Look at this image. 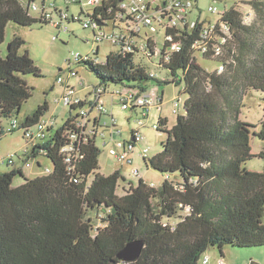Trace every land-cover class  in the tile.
I'll return each mask as SVG.
<instances>
[{
    "label": "trees",
    "instance_id": "trees-1",
    "mask_svg": "<svg viewBox=\"0 0 264 264\" xmlns=\"http://www.w3.org/2000/svg\"><path fill=\"white\" fill-rule=\"evenodd\" d=\"M128 1L98 0L87 10L74 2L80 12L72 15L71 21L82 25L89 18L105 30L109 23L125 21L121 4ZM33 2L0 0V43L9 22L23 26L37 21L52 23L42 12L38 17L29 15ZM193 2L195 6L196 0ZM242 3L250 9L247 20L238 5L218 14L227 26L225 34L217 24L210 41L212 46L220 38L226 39L218 55L211 49L201 53L197 47L203 26L212 22L211 18L193 19V27H165L156 54V42L148 40L150 55L145 58L156 55V65L167 70L169 78L150 76L147 66L135 60L137 48L124 52L122 46L114 44L117 50L109 51L101 65L89 57L73 63L82 64L97 77L98 83L92 86L100 89L99 99L107 93L109 83L134 90L136 96L150 91L153 80L158 85H181L180 94H187L184 113L177 114L171 128H167L166 118L158 117L153 124L167 137L162 149L144 160L161 173H178L180 180L166 176L154 187L140 177L134 185L133 178L126 179L119 169L109 175L98 172L100 150L95 132L85 139L69 136L73 129L79 132L75 124L79 110L86 108L85 104L86 109H93L94 100L71 104L65 122L55 129L50 127L49 137L21 158L25 164L44 154L52 163L51 171L34 177H26L22 168L0 173V264H200L212 247L221 254L218 259H223L224 247H264V170L245 166L254 156L264 158V151L252 153L250 143L252 136L264 140V120L258 130L240 118L245 97L252 91L264 92V0ZM67 10L63 11L67 14ZM69 21L67 14L66 26ZM91 32L93 53L87 54L97 57L101 41L95 42ZM165 32L173 36L179 50L165 53L170 46L164 41ZM23 44L24 39L14 35L5 54L0 51V128L1 120L14 118L32 95L24 75H41L28 51L19 52ZM200 61L212 65L204 66ZM160 98L162 102V95ZM48 108L47 102L38 105L20 121L21 127L38 123ZM149 112L142 119H147ZM3 133L0 130V135ZM69 143L74 146L71 174L62 151ZM17 174L24 181L13 186ZM120 180L126 183L121 186L122 194L117 193ZM135 239L143 241L137 259H118L117 252Z\"/></svg>",
    "mask_w": 264,
    "mask_h": 264
},
{
    "label": "rangeland",
    "instance_id": "rangeland-1",
    "mask_svg": "<svg viewBox=\"0 0 264 264\" xmlns=\"http://www.w3.org/2000/svg\"><path fill=\"white\" fill-rule=\"evenodd\" d=\"M46 6L50 2H56L58 9L66 10L68 7L67 14L70 18L67 24L68 30L56 29L50 23L34 22L31 25L23 26L13 22H9L5 27L4 41L0 43V51L2 55L5 54L7 43L12 39L14 35H17L24 39V44L20 48V53L25 50L28 51L29 56L34 61L35 65L40 69L41 75L34 76L31 74L24 75L27 84L32 89V95L22 103L18 113L14 117L18 121H23L26 115L31 113L36 107L44 102L49 105L48 110L44 113L43 118L47 119L50 116L55 117V123L53 128L60 127L69 116L68 107L61 102L64 85L68 84L69 87H74L75 96L81 98H92L93 86L98 83L97 77L89 70L84 68L82 64L74 63L75 52L81 54L91 53L92 48V32L89 29H84L80 22L71 21V16H77L80 12V6L76 3L66 4L65 0H45ZM242 1L247 0H196L195 6L190 11L191 19H205L211 18L212 21H216L219 18L218 14L210 13L209 7L215 6L218 10L222 11L229 9L232 6L238 5L243 12H249L250 9L247 5L243 4ZM35 3L40 7L41 0H35ZM91 5L88 3L84 4V10L90 9ZM29 15L32 17H38L39 13L35 10H29ZM57 16L54 15V20ZM124 24H121L123 27ZM158 28L157 32L154 33L153 41L156 42L157 47H161L163 42V30ZM112 24L109 23L105 26V30H111ZM142 33L143 30H142ZM137 44L142 40L140 37L136 39ZM99 51L96 55H89L90 61L95 64H102L105 61L106 55L109 51H116L117 47L111 44L108 40L101 41L98 43ZM71 59V68L76 71V76H70L68 73L67 61ZM135 60H141L145 64L149 71L157 73V79L169 78L167 70L159 68L157 64V56L153 55L150 60L145 58L143 53L138 52L135 56ZM200 60V59H199ZM204 66H211L212 64L200 61ZM23 76V75H22ZM58 77L62 78V83L58 82ZM149 82L151 90H153L158 96L162 95V102L154 105L147 119H142L144 126L140 128V132L144 135L142 142L138 143L135 149L128 154L126 161L117 160L114 155L110 152L113 147L114 136L118 140L130 139V133L133 126L141 118V112L126 109L121 107L120 98L118 96L112 98L111 93L119 90L122 94H125L127 88L120 86L119 84L109 83L107 87V93L102 96V101L105 107L108 109V115H102L101 121H109L110 114L115 119V130H120V134L117 132H110L109 129L100 127L96 134V144L100 150L98 155V172L104 175L111 174L114 170L119 169L126 179L133 178V184L136 185L140 177L147 184L159 187L166 176L169 180L179 181L180 175L178 173H161L150 166L146 165L143 158L139 155L140 150L143 146L149 147L148 157H152L157 154L161 149V143L165 141L167 135L162 130H155L152 126L153 123H157L158 117L167 118V128H171L175 122L177 114H183V102L187 97L186 93L180 94L181 85L168 84H157L156 81ZM180 94L179 104L175 105L174 99ZM87 108V105L85 104ZM175 110H178L176 113ZM75 110L71 111L74 115ZM240 118L255 125L256 129L259 130L260 123L264 117V92L252 91L244 99V104L241 108ZM8 119L1 120V126L7 128ZM105 134L102 136V131ZM114 134V135H113ZM251 151L254 154H258L260 151H264V140L257 136L251 138ZM27 145V141L23 138V131L21 129L14 130L12 132H4L0 135V158L7 157L11 153L16 155L13 158V164L0 163V173L10 171L13 168H22L23 173L26 177H34L36 175L46 174L47 171H51L52 163L44 155H38L33 159L23 164L21 160V154ZM130 160V162H128ZM246 168L254 171L264 170V158L254 156L245 164ZM137 174V177L134 175ZM135 178V179H134ZM23 177L17 174L13 178L12 185L17 186L23 183ZM119 187L117 189L118 194H122V185H126L125 182L119 181ZM100 217V215L98 216ZM264 222V214L262 217ZM231 249V248H230ZM234 250V249H233ZM238 252H243L244 255L258 256V259H264V247H257L251 249H235ZM249 252V253H246ZM217 247H212L208 250V254L216 255ZM233 253V252H232ZM237 254V253H233ZM249 259L244 262H239L235 258L226 259L229 264H245L249 262ZM254 260V258H253ZM257 261V260H256Z\"/></svg>",
    "mask_w": 264,
    "mask_h": 264
},
{
    "label": "built area",
    "instance_id": "built-area-1",
    "mask_svg": "<svg viewBox=\"0 0 264 264\" xmlns=\"http://www.w3.org/2000/svg\"><path fill=\"white\" fill-rule=\"evenodd\" d=\"M66 3H74L79 2L84 5L88 3L90 5L96 4L98 0H65ZM194 2L193 0H129L128 2L122 3V7L126 11V16L123 22H116L112 24L111 30H102L99 28V24L96 21H92L89 18H85L82 21V25L84 28H88L94 31V41H102L108 40L112 44L116 46H122V50L124 52H133L136 48L140 53H143L145 56L150 55V51L147 49L148 40L151 39L153 41V34L157 32L156 25H164L165 27H181L184 25H188L193 27L196 24V20L189 19L190 9L192 8ZM35 10L37 12H42L43 16L46 19H49L52 25L55 28L66 30L65 19L67 14L62 10L58 9L54 2H50L48 6L46 3L41 0L40 7L36 3H32L30 5V10ZM212 13H217L222 15L224 10L220 11L215 6H210L208 9ZM244 20H247L250 13L245 12ZM54 15L57 16L56 20H54ZM76 18V17H75ZM210 20V19H208ZM218 22V23H217ZM121 24H124L121 27ZM217 24H219L220 28L225 34H227V26L221 22V18L219 17V21H212L209 24L203 26L201 37L202 40L197 44V47L200 49L201 53H206L211 49L214 52V55L220 54L222 51V45L225 43L226 39L224 37L220 38L219 43L210 45L211 38L216 31ZM142 30L144 33H142ZM140 37L142 40L139 44H137L136 39ZM165 42H170V46L167 47L165 53H169V51L179 50L180 45L173 40V36L165 32L164 37ZM153 44L154 41H153ZM154 53L158 52L157 45L153 48ZM92 52V51H91ZM93 53V52H92ZM74 62L79 60H86L89 57V54H81L80 52H75L73 55ZM167 57H165V60ZM70 60V59H69ZM222 68L219 67V71ZM68 73L70 76H76V71L71 68V62L68 63ZM149 75L152 77H157V73L154 71H150ZM58 82L62 83V78L58 77ZM152 89V88H151ZM100 89L95 90L93 87V92L91 100H94V108L86 109L82 108L79 110V115L76 121V127L79 132H76L74 129L69 132V136L72 139H76L78 137H86V135L92 133L93 131L97 134V131L100 127L109 129L110 132H117L120 134V130H115L117 126L115 124L114 117L110 114L109 121H101L102 115H108V109L105 107L102 99H99L97 94ZM96 97V102L93 97ZM118 96L120 98L121 107L126 110H133L141 112V118L137 122L135 126L132 127L130 133V139L128 140H118L115 139L114 136H111L113 139V147L110 149V152L114 155V157L119 161H126L128 154L132 152L136 145L143 141L144 135L140 132V128L144 126V122L142 118L147 116L149 110L156 104H160L161 98L158 96L153 90L148 91L140 96H136V91L127 90L125 94H122L119 90L111 93V97L114 98ZM136 96V97H135ZM85 98L76 97L74 87H69L68 84L64 85L63 94L61 97V102L65 106H69L71 104H75L80 100H84ZM175 105H178V100L174 99ZM175 111V109H174ZM264 120V117H263ZM55 123V117L52 115L47 119L42 118L38 123L33 126L21 127L20 121H18L15 117L11 118L8 122L7 128H0L3 132H12L14 130L21 129L23 131V138L26 139L27 145L25 146L21 158H24L25 154H28L34 146L38 144H42L49 137V128L52 127ZM155 130L157 128L156 124L152 126ZM76 129V130H77ZM102 136H104L105 132L102 131ZM113 134V135H114ZM96 136V135H95ZM74 150L73 144L69 143L62 148L64 153V160L67 163V173L71 174L73 171L74 164H72V156L71 152ZM149 147L143 146L140 150L139 155L143 158V160L149 158L148 157ZM16 154L11 153L6 158L1 157L0 163L13 164V158ZM130 162V160H128ZM49 171H47L48 173ZM134 176H137L135 174ZM73 181L77 182V178H73ZM209 256L204 254L200 260V264H208ZM217 264H224L223 259H218ZM248 264V263H245Z\"/></svg>",
    "mask_w": 264,
    "mask_h": 264
},
{
    "label": "crops",
    "instance_id": "crops-1",
    "mask_svg": "<svg viewBox=\"0 0 264 264\" xmlns=\"http://www.w3.org/2000/svg\"><path fill=\"white\" fill-rule=\"evenodd\" d=\"M54 3H55L56 6H58L56 2H54ZM207 19H208V17H207ZM164 118H166V117H164ZM232 252L233 253H237V254H233ZM246 253H249V252H246ZM208 255H209L208 264H217V260H218V258H220L221 254L219 253V251L217 249L216 255L215 254L214 255L208 254ZM249 255H251V256L244 255L243 252H238L236 250H232V249L227 248V247H224L222 249V258H223L224 264H229V261L226 260V259H232V258H235L239 262H244V261L248 260V258H250V259L254 258V260H257L259 262V264H264V259H258V256L256 257V256H254L252 254H249ZM262 257H264V256H262Z\"/></svg>",
    "mask_w": 264,
    "mask_h": 264
},
{
    "label": "water",
    "instance_id": "water-1",
    "mask_svg": "<svg viewBox=\"0 0 264 264\" xmlns=\"http://www.w3.org/2000/svg\"><path fill=\"white\" fill-rule=\"evenodd\" d=\"M143 247V241L139 239L127 242L116 254L118 259L123 261H134L139 256ZM248 264H259L258 261L249 259Z\"/></svg>",
    "mask_w": 264,
    "mask_h": 264
}]
</instances>
